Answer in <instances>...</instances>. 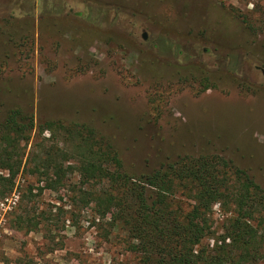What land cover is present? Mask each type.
<instances>
[{
    "label": "rangeland",
    "instance_id": "1",
    "mask_svg": "<svg viewBox=\"0 0 264 264\" xmlns=\"http://www.w3.org/2000/svg\"><path fill=\"white\" fill-rule=\"evenodd\" d=\"M0 100L35 125L86 123L128 173L217 154L264 188V0H0ZM66 179L40 190L21 167L0 196V264H135L125 230L73 200L98 184ZM210 217L223 233L219 204Z\"/></svg>",
    "mask_w": 264,
    "mask_h": 264
},
{
    "label": "trees",
    "instance_id": "2",
    "mask_svg": "<svg viewBox=\"0 0 264 264\" xmlns=\"http://www.w3.org/2000/svg\"><path fill=\"white\" fill-rule=\"evenodd\" d=\"M0 113L1 197L13 189L22 166L42 183L40 190L65 187L68 173L75 172L98 185L74 188L73 200L92 204L95 213L109 214L112 225L125 230L135 264H255L261 259L264 188L230 160L183 155L132 174L123 170L113 143L86 123L47 119L35 125L33 113L15 103ZM215 204L226 215L218 235L210 217Z\"/></svg>",
    "mask_w": 264,
    "mask_h": 264
},
{
    "label": "water",
    "instance_id": "3",
    "mask_svg": "<svg viewBox=\"0 0 264 264\" xmlns=\"http://www.w3.org/2000/svg\"><path fill=\"white\" fill-rule=\"evenodd\" d=\"M142 37L145 38V33L142 34Z\"/></svg>",
    "mask_w": 264,
    "mask_h": 264
}]
</instances>
